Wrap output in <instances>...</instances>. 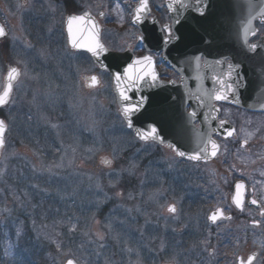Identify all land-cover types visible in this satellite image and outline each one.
Wrapping results in <instances>:
<instances>
[{
  "label": "rangeland",
  "instance_id": "rangeland-1",
  "mask_svg": "<svg viewBox=\"0 0 264 264\" xmlns=\"http://www.w3.org/2000/svg\"><path fill=\"white\" fill-rule=\"evenodd\" d=\"M45 1L25 0L20 6L17 0H0L7 31L0 43V90L7 67L22 72L11 105L0 112L8 124L0 159V257H6L8 243L14 248L25 241L31 261L21 264H65L69 258L81 264H142L136 226L149 224L157 209L164 223L175 221L166 207L176 203L172 192L185 185V171L167 155L142 158L117 114L107 78L95 74L85 57L74 56L65 41L49 54L27 46L23 19L42 2L49 13ZM122 26L113 23L114 30ZM51 28L46 37L51 38ZM53 41L59 44L63 35ZM91 75L99 76L96 88L86 86ZM73 224L76 230L69 232Z\"/></svg>",
  "mask_w": 264,
  "mask_h": 264
},
{
  "label": "flooded vegetation",
  "instance_id": "flooded-vegetation-1",
  "mask_svg": "<svg viewBox=\"0 0 264 264\" xmlns=\"http://www.w3.org/2000/svg\"><path fill=\"white\" fill-rule=\"evenodd\" d=\"M49 1L53 3L57 17H62L65 13L81 15L89 12L99 25L100 39L105 47L114 48L119 52L130 51L136 58L151 55L158 81H174L171 83L173 88L165 95L164 100L168 98L180 101L181 105L185 106L187 127L188 113L193 111V105L192 98L186 97L185 93L193 92L195 84L189 64L192 57L200 55L202 59L208 60L224 58L226 63L231 60L242 66H246L241 62L242 58H250L245 52L242 55L243 48H237V42L232 39L236 30L231 21H239V18L238 15L226 14L228 11L222 8L224 0H208V11L204 17L193 19V13L185 12L186 15L180 17V24L174 23L178 11L174 14L169 12L165 5L166 0H149V12L146 13L144 27L154 37L152 53H147L145 46L136 42L140 32L130 23L138 0H58L56 3ZM120 1L123 2L121 7ZM235 2L238 3L239 0ZM100 12L104 15H99ZM192 21L198 24L193 27ZM114 22L123 23L120 31L113 29ZM165 25L170 26L180 39L169 44H164L163 39L157 41V37L163 38L166 35L163 31ZM256 27V34L248 37L249 43H258L264 36L262 26ZM112 41H118L120 45L111 47ZM164 53L170 55L172 63L163 61ZM249 53L251 56L250 51ZM240 72L246 77L249 86L256 83L255 65L241 68ZM182 75L185 77L183 83ZM205 79V82H212L207 71ZM206 86L208 89L207 83ZM243 91L251 93L246 88H243ZM238 92L239 105L215 101L213 105L221 109L215 114L218 119L205 123L203 118L202 123L207 132L209 128L217 127L220 119L228 121L225 127L236 129L233 137L227 140L223 135H212V139L221 144L222 152L226 145L227 152L207 163H185V185L180 184L183 190H177V185L172 192L178 210L174 222H155L148 225L142 223L141 227L145 228L143 227L140 238L136 241L144 264H239L238 257L246 260L253 252L258 253L254 264H264V225L252 226L253 220L261 219L259 208L246 202L244 210L241 211L231 203L234 184L238 180H243L247 186L246 201L253 198L254 191L257 194L264 193V176L260 175V172L264 171V159L261 158L264 157V113L259 109H247L254 96L240 95L241 88ZM161 107L158 105V108ZM207 112L209 111L196 110V117H204ZM193 126L200 128L199 120H193ZM245 132H252L253 135L245 149L240 150L242 159H237L240 141L247 138ZM232 165L236 167L232 168ZM257 181L261 183H256ZM217 207L225 209V215L231 219L217 221L216 224L208 221L207 216Z\"/></svg>",
  "mask_w": 264,
  "mask_h": 264
},
{
  "label": "snow or ice",
  "instance_id": "snow-or-ice-1",
  "mask_svg": "<svg viewBox=\"0 0 264 264\" xmlns=\"http://www.w3.org/2000/svg\"><path fill=\"white\" fill-rule=\"evenodd\" d=\"M119 7V5H117ZM231 7L233 15L239 18V35L240 39L250 52H256L260 47L259 44L249 43L248 37L250 35H255L256 32L252 27L253 21L259 18L264 22V0H231ZM167 8L169 12L178 11V16L174 20V23L180 24V17L184 16L185 12L193 13V19L196 17H204L208 11V0H169L167 3ZM149 12V0H138L137 6L133 9V23H139L144 14ZM99 15L103 16L104 13L100 12ZM65 29L67 33L66 47H70L72 54L74 56L86 55L90 56L94 63H99L102 70L108 71V65L103 64L101 61L102 56L107 55V48L101 42L100 39V28L95 22L94 18L89 14V12H84L81 15H69L65 20ZM163 31L166 35L163 38L157 37V41L163 39L164 44H169L174 40H179L180 37L175 35L171 27L168 25L164 26ZM7 32L4 26L0 25V37H5ZM13 39H16L15 37ZM138 39L143 40L144 37H138ZM31 47V45H27ZM43 54V53H42ZM20 63V62H18ZM190 67L194 75L192 79L197 82L196 90L193 92H186V97L194 98L201 107H207L210 111L205 113L204 121L209 123L211 120H216L218 117L215 115L221 111L220 108L213 105V101L221 102L226 101L229 103H234L239 105V92L241 87L247 88L248 81L244 75L241 74L240 70L242 65L239 63H233L231 60L225 62L224 58L208 60L206 58L202 59L200 55H195L189 62ZM183 69H181V72ZM205 71L209 73V77L212 81L213 87L207 89L203 87V80L205 79ZM22 75L21 70L12 66L8 68L5 76V84L2 90H0V108L8 106L12 100V92L14 87V82L18 81ZM113 79L115 82V91L118 95V103L120 105V115L123 118L124 123L128 129L135 131V136L138 140L148 143L149 141L165 144L175 153L177 157L185 158L189 161H207L209 158H215L218 155L227 152L226 145L223 147L221 144L217 143L216 140L212 139L213 133L216 135H223L224 139L227 140L236 133L235 128H227L225 125L228 123L225 119H220L217 127L209 128L208 132L201 133L198 126H193V120L197 113L195 110L188 113V125L191 127L192 134H189V127L179 125L174 128L175 136L180 139H188L192 144L193 150L188 151L177 142L165 141V139L160 135L156 121L148 123L144 127H135L133 123V115L140 112L144 107L147 100L146 97L140 96L135 102H133L132 97L128 94L134 89L138 90L142 82L151 81L152 87L157 86L158 75L154 70V61L151 55H145L139 58H133L132 62L127 64L123 68V72L113 73ZM185 77L181 76V82L183 83ZM123 81V84L121 83ZM86 86L89 88H96L100 84L99 76L91 75L85 77ZM174 83V81H170ZM252 91L255 94L254 99L250 102L247 107L249 109H259L264 113V79L259 80L256 84L252 86ZM231 97V99H230ZM227 111V110H225ZM162 119L170 118L168 114L164 111L159 113ZM31 117H29L30 119ZM251 123V121H249ZM55 127V125H53ZM220 129L221 131H217ZM259 129H257L258 131ZM8 131V124L4 119H0V150H3L7 146L6 133ZM241 131H244L241 129ZM252 132H245L246 139L240 141L239 149L237 150V159H242L240 156V150L245 149L248 144V140L252 137ZM264 159V157H261ZM101 163L106 166H111L112 161L107 158H101ZM255 163V161H253ZM58 167V165H57ZM232 165V168H235ZM51 167L49 168V171ZM3 172L0 170V175ZM243 171L241 175L243 176ZM261 176H264V171L260 172ZM227 182V181H226ZM256 183H261L257 181ZM114 186V185H110ZM99 188V185H97ZM247 186L243 180H238L234 184L233 193L231 196V203L235 208L244 210L247 204L256 205L259 208L260 220H253V227H260L264 225V193L257 194L255 191L252 193L253 198L246 201ZM116 195H120L117 193ZM163 208L164 206L161 205ZM4 212H9L10 209H3ZM167 213L171 214L173 217L177 215L176 204H168L166 207ZM231 217L225 215V209L217 207L211 214L207 216V220L212 224H216L217 221L230 220ZM76 230V225L73 224L69 228V232ZM16 236L19 239L22 235V230L17 228ZM98 239H103V235L97 233ZM55 243V241H53ZM207 243V241H204ZM13 245L8 243L5 248V255L9 256L12 254L11 249ZM61 248L60 244H57V250ZM131 251V250H130ZM70 255V252L68 253ZM258 258V253L253 252L250 254L246 260L242 258H237L239 264H254ZM66 264H77V260L74 258H69L66 260Z\"/></svg>",
  "mask_w": 264,
  "mask_h": 264
},
{
  "label": "water",
  "instance_id": "water-1",
  "mask_svg": "<svg viewBox=\"0 0 264 264\" xmlns=\"http://www.w3.org/2000/svg\"><path fill=\"white\" fill-rule=\"evenodd\" d=\"M222 8H225V10L228 11V13H230V9L232 8L231 7V0H224V6H222ZM256 21L260 22V23L262 22L259 18H257ZM262 23H264V22H262ZM101 61H102L103 64L108 65V69H109L108 72L111 73V75L113 76V73H116V72L122 73L123 72V68L127 64L132 62V58H131V56L129 54L128 55H123V56L122 55L118 56V55H114V54H111V53L107 52L106 56H102L101 57ZM96 65L102 70V67H101V65L99 63H96ZM121 83L123 84V81H121ZM113 93H114V95L116 97V103H117V106H118V109H119V112H120V105L118 103V99L119 98H118V95H117V93L115 91L114 79H113ZM128 94L132 97L133 102H135L136 99H134L133 96H135L136 94H134V95H131V93H128ZM161 111H163L162 108H159V110H157L156 106L154 107V103H152L151 106H149V104H148L145 107V109L143 110L144 113L139 115L140 113L138 112V113H135L133 115V123H134L135 127H144V126H147L148 123H151L152 121H156L158 129H159V132H160V135L165 139L166 142L167 141H171V142H174V143L178 142L182 146V148H184V149H186L188 151H192L193 147L191 146L192 147L191 148L189 146V144H187V143H190V142H188L189 140H187L186 138L185 139H180V138L175 136V132H174V128L175 127L174 126H176V125H174V120L176 118L173 117V116H170L169 113H168V117H170V118L162 119L160 117V115H159V113ZM170 111H172V110L170 109ZM132 131H133V133L135 135V131L134 130H132ZM162 145H166L167 146V143L162 144ZM183 159H185V158H183ZM195 162H197V161H195ZM199 162H205V161L201 160Z\"/></svg>",
  "mask_w": 264,
  "mask_h": 264
},
{
  "label": "trees",
  "instance_id": "trees-1",
  "mask_svg": "<svg viewBox=\"0 0 264 264\" xmlns=\"http://www.w3.org/2000/svg\"><path fill=\"white\" fill-rule=\"evenodd\" d=\"M27 246L28 244L25 241L20 243V245L19 243H17V245H15L13 250H11L12 254L4 258L0 257V261L3 262L4 264H21L31 261L27 258L28 253L26 252L25 254V251H29V252L31 251V249H27Z\"/></svg>",
  "mask_w": 264,
  "mask_h": 264
}]
</instances>
